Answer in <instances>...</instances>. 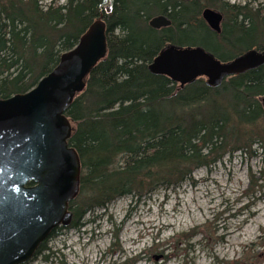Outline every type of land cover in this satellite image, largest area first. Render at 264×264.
<instances>
[{
    "label": "trees",
    "instance_id": "16d2710c",
    "mask_svg": "<svg viewBox=\"0 0 264 264\" xmlns=\"http://www.w3.org/2000/svg\"><path fill=\"white\" fill-rule=\"evenodd\" d=\"M209 2L225 15L220 36L202 20L200 0H0V100L33 90L96 21L106 25L107 57L66 113L69 145L82 166L70 229L120 198L170 190L227 156L251 155L254 145L264 154V64L219 87L198 80L181 88L149 71L169 45L202 47L223 62L264 52L263 9ZM160 15L172 25L152 29L150 19ZM261 257L247 253L244 260L260 264Z\"/></svg>",
    "mask_w": 264,
    "mask_h": 264
},
{
    "label": "water",
    "instance_id": "95a60500",
    "mask_svg": "<svg viewBox=\"0 0 264 264\" xmlns=\"http://www.w3.org/2000/svg\"><path fill=\"white\" fill-rule=\"evenodd\" d=\"M202 16L212 30L220 31L219 12L207 8ZM171 25L164 15L149 21L155 30ZM107 54L106 25L99 19L33 90L0 100V264L30 262L53 231L71 226L70 203L80 192L82 166L69 145L73 128L66 113ZM210 62L211 53L169 45L149 71L170 77L181 88L198 76L219 87L225 76L262 66L264 52L251 50L223 66L220 80L213 73L218 67ZM261 102L264 108V97Z\"/></svg>",
    "mask_w": 264,
    "mask_h": 264
},
{
    "label": "rangeland",
    "instance_id": "374dc122",
    "mask_svg": "<svg viewBox=\"0 0 264 264\" xmlns=\"http://www.w3.org/2000/svg\"><path fill=\"white\" fill-rule=\"evenodd\" d=\"M219 1L264 10V0ZM82 222L26 264H246L253 252L264 264V154L254 145L251 155L227 156L170 190L120 198Z\"/></svg>",
    "mask_w": 264,
    "mask_h": 264
},
{
    "label": "flooded vegetation",
    "instance_id": "af4514ba",
    "mask_svg": "<svg viewBox=\"0 0 264 264\" xmlns=\"http://www.w3.org/2000/svg\"><path fill=\"white\" fill-rule=\"evenodd\" d=\"M182 1H187V2H189V1H191V0H182ZM207 8H208V7H206V8L202 7V12H201V18H202V20L204 21L206 27L209 29L210 32H212L214 35H217V36L222 35L223 25H224V22H225V15H224L222 12L215 10L216 12H219V13L222 15V21H221V24H220V31H219V32L214 31V30H212V29L210 28V26L207 24V22L203 19V16H202L204 10L207 9ZM210 9H212V8H210ZM212 10H214V9H212ZM219 43H220V42H219ZM194 48H195V49H201V50L204 51L206 54L209 53V52H207L206 50H204L202 47H194ZM248 52H249V51H248ZM246 53H247V52H246ZM246 53H244V54H246ZM244 54H243V52H242V53H240L239 55H237L236 57H234L233 59H230L229 61H226V62H223V61L219 60L216 56H214V55L212 54V62H210V63H213L214 66H217V67H218V69L215 70V71L213 72V73H215V75H216L215 78H218V80H220V77L222 76V67L225 66V65H230V64H232V63L238 61L240 58L243 57ZM240 75H242V74H240ZM236 76H239V74L225 76V77L222 79V81L220 82L221 85L224 83V81H226V80H228V79H230V78H232V77H236ZM198 80H204L205 83H206V85H208V83H209V78H208L207 76H198L197 79H196V81H198Z\"/></svg>",
    "mask_w": 264,
    "mask_h": 264
},
{
    "label": "bare ground",
    "instance_id": "6f19581e",
    "mask_svg": "<svg viewBox=\"0 0 264 264\" xmlns=\"http://www.w3.org/2000/svg\"><path fill=\"white\" fill-rule=\"evenodd\" d=\"M152 64V63H151Z\"/></svg>",
    "mask_w": 264,
    "mask_h": 264
}]
</instances>
